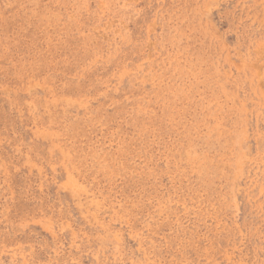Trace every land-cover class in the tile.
<instances>
[{
  "label": "rangeland",
  "instance_id": "1",
  "mask_svg": "<svg viewBox=\"0 0 264 264\" xmlns=\"http://www.w3.org/2000/svg\"><path fill=\"white\" fill-rule=\"evenodd\" d=\"M0 264H264V0H0Z\"/></svg>",
  "mask_w": 264,
  "mask_h": 264
}]
</instances>
